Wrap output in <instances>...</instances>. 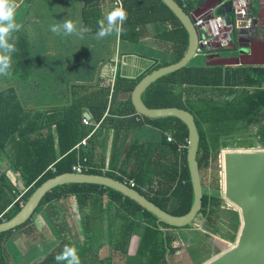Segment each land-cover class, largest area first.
<instances>
[{
	"label": "trees",
	"instance_id": "obj_1",
	"mask_svg": "<svg viewBox=\"0 0 264 264\" xmlns=\"http://www.w3.org/2000/svg\"><path fill=\"white\" fill-rule=\"evenodd\" d=\"M29 1L24 0V3ZM117 1L113 9L122 8L127 14L122 24L117 22L121 29L117 32L119 40L131 43L137 49L139 45H146L149 53L142 54V57L150 61L143 73L133 80L121 77L115 71L109 103V88L105 87L83 95V99L76 97L67 108L59 111L23 109L13 89L15 82L11 80L21 84L30 73L28 40L21 31L13 32L8 39V43L14 44L15 51L11 53V75L1 77L4 88L0 87V155L9 163L7 171L21 179L24 191L19 195L5 174L0 175V221L12 217L39 184L57 174L71 172V166L75 164L83 168L82 173L104 175L121 182L131 180L135 191L166 213L179 216L188 211L192 191L185 163V126L174 117L148 119L134 115L128 120H119V117L124 119L135 114L129 100L135 83L144 74L172 64L182 56L186 33L160 0ZM174 1L187 14L194 9L188 0ZM202 1L199 0L195 7ZM24 3L18 10L24 8ZM81 4L83 27L89 28V32L99 30L96 0H81ZM165 54L171 58L169 63L165 62ZM213 90L217 92L215 95L206 96ZM141 101L150 109L174 107L192 115L198 135V173L206 166L209 155H217L221 149L264 148V67L218 66L205 63L204 58L191 60L187 66L150 84L141 94ZM107 106V114L103 117ZM82 107L89 110L92 123H99L97 129L92 130L93 125L85 127L81 124ZM136 118L141 121L135 122ZM131 121L134 126L141 127L145 123L155 129L157 141H126L131 136L127 129ZM110 129L112 137L107 155ZM89 134L90 147L87 150L79 143ZM211 200L202 193L197 215L212 225L213 208L220 209L211 204ZM55 201L66 202L68 206L73 204L79 212L83 210L86 216L97 220L110 214L118 217L120 213L132 220H144L147 226L137 250L148 251L147 264H156V261L163 264L165 254L173 252L166 235L157 238L158 227H172L157 224L150 213L109 188L94 184L57 186L42 197L34 212ZM223 213L231 218L229 226L236 227L237 213L231 210ZM29 220L0 233V264H12L8 261L7 244L13 232ZM66 247L77 250L74 244ZM66 247L57 246L37 264H49L53 260L58 264L60 261L56 256ZM13 264L17 261L14 260Z\"/></svg>",
	"mask_w": 264,
	"mask_h": 264
},
{
	"label": "crops",
	"instance_id": "obj_2",
	"mask_svg": "<svg viewBox=\"0 0 264 264\" xmlns=\"http://www.w3.org/2000/svg\"><path fill=\"white\" fill-rule=\"evenodd\" d=\"M78 1L81 7V0ZM112 1L113 0H96V3L98 4L97 13L99 14V21L97 24L98 26L99 22L101 21H103V23L107 25V23L105 22V17H107V15L114 10L113 6L118 3L117 0H114V2ZM214 1L215 0H211V3L214 4ZM15 2H18V5L15 8L14 14L19 13L20 15V13L24 12L22 19L20 15L21 28L19 31L24 33L27 37L28 53L30 59V73L27 76V79H25V81H23L21 84L16 82L14 79L11 80L12 82H15V85H13V89L16 90V98L23 109H28L31 111L33 110L35 112L40 110L49 111L51 109L59 111L62 108H67L70 102L76 97L81 96V99H83V95L86 96L88 93L93 92V90L95 89L105 87L109 88V96L107 97V102L109 103L111 88L114 80V78H112L114 57L117 56V58L121 61L119 68H117L118 70L116 71H118L120 76L124 78H126L127 76H135L140 70L146 68V65L150 61L142 57V54L138 52L139 49H137L135 45H132L131 43L127 42H121L117 36V32L113 31L112 34L109 36V47H105L104 49H102V51H104L105 53H102L100 55L101 58L99 59V61L95 63V67H93L94 71H92V73L90 72L89 79L84 80L83 74H80L76 71V75L72 74L74 75V77H70V79H68V75L65 72L61 73L59 71V69H62V67H67L68 60H66V57L64 55L65 53L63 51V46H66V44H64V40L68 38V35L65 36L61 32V35L54 36L53 32H51L49 33V35L54 38L51 39V36H49L48 44L42 43L43 40L41 39L37 40L36 38L38 36H41L40 31H44L46 28H43L44 25H38L40 19H42L41 15L39 13V16L36 14H32V12L28 11L26 7L27 4H30L31 2V6L29 5L31 7L30 10L37 9L38 0H30L28 3L25 2L26 4L24 3V0H19ZM49 2L50 1H48V3ZM23 3L25 5L24 8L18 10L20 5ZM52 6H55L58 9L57 11H59L58 4H53ZM67 6L69 5H66V7ZM196 7H194L193 10H195ZM34 12L36 11L34 10L33 13ZM70 15H73L70 9L59 11L58 17L55 18L53 24H63L65 22L63 20L64 17H66V21L71 20L72 16ZM263 17L264 16L261 14L259 19V22L261 24V20ZM29 24H32L33 30L29 27ZM50 24L51 23L48 24V27ZM93 24L95 23L93 22ZM76 25L78 26L79 31L82 34L95 35L99 31L97 29L87 33L83 32V23L81 20L80 8L76 13ZM24 26L30 33H26V31L24 30ZM47 31L48 30H46V32ZM252 40L255 42L258 39L254 38ZM143 46L146 47V45ZM101 47L103 48L104 44L101 45ZM139 47H141V45H139ZM215 53L216 50H214L211 54L207 56L212 55L211 58H214L213 54ZM41 67L43 68L40 69ZM1 77L3 78V76L0 75V82H2ZM41 79H43L46 84L51 81L52 85L40 86L38 83ZM62 80L66 81V87L64 89H58V91H54V86L56 84L62 83ZM75 86H78L76 90L73 89V87ZM80 86L82 89L79 88ZM0 87L1 89L4 88L3 85H0ZM62 92H66V95H68L69 97H62ZM38 93L40 95L39 97ZM107 109L108 106L105 108L103 117L107 114ZM83 113H86L88 116V118L86 119L88 124L84 126L90 127L91 125H93L92 130L97 129L99 123H92L91 114L89 110L82 107V118ZM134 115L137 114L135 113L133 115H129L128 117H124V119L123 117H119V120H128L129 118L135 117ZM139 121L141 120L138 118L135 119V122ZM134 124L135 123L132 121L128 122L127 124V129H130L129 131L132 133L128 132L131 135V139L127 138L126 141H157L158 132L155 129L151 128L148 124L145 123L142 124L141 127L137 125L134 126ZM51 129H53V127ZM89 136L90 134L83 139L85 140V145H80L81 147L85 149L90 147L88 144ZM111 137L112 129H110L106 142L107 155L109 154ZM120 139L121 135H119L118 140L120 141ZM119 141H117L116 143L117 146H119L120 144ZM53 143L54 145L56 144L55 139ZM4 160L5 159H2L0 155V162H2L3 165ZM6 173H10L11 177H9L13 180H11L6 175ZM6 173L5 176L8 182L15 188V190L18 192H23L24 188L21 179L18 177V175L13 174L10 171H7ZM18 198L19 197L17 196L16 200H18ZM43 206H45L43 209L49 210V212H41L42 210H39L34 214L35 216L33 215L31 217L30 220H34V230L32 229V231L34 233L33 238L35 239H32V242H30V247H28V252L23 256L22 261L17 262V264H37L57 246L66 247L67 245L73 244L75 245V248L77 247V250L75 252L79 258V264H147L149 256L148 251L139 252L137 250L140 238L144 232L143 230L145 226H147L144 220H132L130 219V217L125 216V214L121 213L118 217H115L113 214H110L109 216H103L101 220L99 218L97 220L96 218L94 219L86 216L83 210L79 212L76 209L77 207L73 204L69 206L67 205V214L64 212V209H52L53 203L46 204ZM41 214H43V216ZM157 230L160 232L157 238H163L166 235L170 239V246L174 245V236L175 238L184 236L186 228L161 229L158 227ZM184 240L185 239H183V241ZM165 258H167V264H170V256L168 254H165L164 259ZM204 260L205 259H202L200 263ZM55 263V260H53L49 264ZM58 264H67V261L63 260L60 261ZM156 264H158L157 261ZM160 264H162L161 261Z\"/></svg>",
	"mask_w": 264,
	"mask_h": 264
},
{
	"label": "water",
	"instance_id": "obj_3",
	"mask_svg": "<svg viewBox=\"0 0 264 264\" xmlns=\"http://www.w3.org/2000/svg\"><path fill=\"white\" fill-rule=\"evenodd\" d=\"M160 1L184 29L186 47L176 62L144 74L133 86L129 100L138 116L148 119L174 117L185 126L187 131L185 163L192 191V202L188 211L183 215L174 216L155 206L139 192L129 188L123 181L99 174L68 172L57 174L39 184L12 217L0 221V233L12 230L31 219L42 197L51 189L64 184H94L109 188L150 213L157 224L183 228L192 223L200 210L202 196L196 163L198 135L193 117L189 112L174 107L147 108L141 101V94L157 79L180 70L194 58L197 35L192 25L193 16L208 15L209 11L215 8L214 13L222 15L224 25L229 26L228 14L231 4L229 0H215L214 4L211 0H203L192 14H187L174 0ZM261 14L264 16V0L258 1L256 14L252 18L250 27L240 28L233 33V38L231 34L227 47V50L231 51V56L222 57L215 53L214 58H211L212 55L207 56L204 59L205 63L231 67H264V38L259 34V31L264 33V24L259 22ZM254 38L258 39V42H253ZM143 71L144 69L135 76L126 78L133 80ZM82 116L84 119L88 118L86 113ZM221 163L223 197L232 205L238 217L236 239L228 250L203 264H264V148L226 150L221 153ZM8 166V161L4 160L0 175L7 172Z\"/></svg>",
	"mask_w": 264,
	"mask_h": 264
},
{
	"label": "rangeland",
	"instance_id": "obj_4",
	"mask_svg": "<svg viewBox=\"0 0 264 264\" xmlns=\"http://www.w3.org/2000/svg\"><path fill=\"white\" fill-rule=\"evenodd\" d=\"M19 1V0H14ZM48 1H50L48 3ZM199 0H188L187 3L191 7H195V4L198 3ZM259 0H252L250 4V17L253 18L256 14L257 10V4ZM32 2V1H31ZM31 2L30 4H27V9L28 11H31L32 14H36L39 16L41 15L40 22L38 25L43 26V28H46L44 31L41 32V36H38L36 39L43 40L42 43L48 44V37L51 36L49 33L51 27L54 25V20L56 17H58V12L61 10H67L70 9L71 13H73L71 20L76 24V13L80 8L79 1L78 0H38L37 2V9H34L36 12L33 13L34 10L31 9ZM20 4V3H19ZM58 4L59 6V11L55 6L52 5ZM15 5L17 7L18 2H15ZM30 5V6H29ZM66 5H69L66 7ZM27 11V12H28ZM39 13V14H38ZM65 13V11H64ZM21 19L23 18L24 12L20 13ZM20 15L19 13L14 14V19L15 22L20 24ZM74 17V18H73ZM107 17H105V22L107 23ZM64 21H66V17L63 18ZM51 23L48 27V24ZM29 27L33 30L32 24H29ZM148 28V27H147ZM41 29V27H40ZM79 35L77 33H73L68 35L65 40L64 44L66 46H63V51L64 55L66 57L67 62V67L62 69H59L61 73L65 72L68 75V79L70 77H74L75 71L79 72L80 74H83L84 80L89 79L90 72L92 73L93 67H95V63L99 61L101 58V54L105 53L102 51L105 47H109L110 45V40L109 36L107 35L103 38L98 39L96 34H82L79 31V28L77 26ZM24 30L26 33H30L27 28L24 26ZM46 30H48L46 32ZM54 36L57 35L53 33ZM80 35L83 36V39L79 38ZM232 34V38H233ZM58 36V35H57ZM11 37H7L8 39ZM30 37V36H29ZM54 37L51 36V39ZM149 39H147L148 41ZM41 42V41H40ZM94 44V45H92ZM104 44V47L102 48L101 45ZM2 49H0V54H2ZM141 54H148L149 50L145 47H140L139 51ZM219 56L222 57H227L231 56V51L227 50V48L219 50L216 52ZM198 55L196 56L197 58H193V60H202L203 56ZM165 57L167 58L165 60L166 63H169L171 61V58L165 54ZM169 65V64H168ZM49 67V66H48ZM41 67L40 69H42ZM57 73V72H55ZM77 77V76H76ZM48 82V81H47ZM40 86H51L52 82H48L46 84L43 79H41L38 83ZM0 85H3V83L0 82ZM66 87V81L62 80V83L56 84L54 86V91H58V89H64ZM45 93V92H44ZM217 92L212 91L211 94L208 93L206 96H213ZM224 93V92H223ZM210 94V95H209ZM222 94V93H221ZM38 93V97H39ZM69 97L66 95V92H62V97L65 98ZM59 97V96H58ZM57 97V98H58ZM194 99V97H190V99ZM62 101V100H58ZM129 133H132L128 130ZM260 147L254 146L253 148L257 150ZM233 149V148H232ZM231 148H226V149H221L219 150L217 155H214L211 153L207 159V164L206 166L199 171V181H200V186H201V193L205 194L209 199L212 198L211 204H214L220 209L218 211L216 208L214 217L211 220L212 225L208 223L207 220L202 218L200 215H196L195 218L192 221V223L186 227V230L184 232V236L182 237H177L175 238L174 236V245H170L171 248L173 249V252L168 253L170 256V264H197L200 263L202 259H205L203 262L200 264H203L213 257L217 256L223 251L228 250L232 244L234 243L236 239V233H237V227H238V218H237V226L236 227H230L229 225L231 224V218L228 216V214H225L226 210H231L235 211V209L232 207V205L226 201L223 197V173H222V163H221V153L226 151V150H232ZM234 149H241V148H234ZM247 150V149H245ZM3 163L0 162V168H2ZM6 175L11 177L10 173H6ZM9 177V178H10ZM13 180L12 178H10ZM21 190V189H19ZM22 192V191H20ZM17 191V193L20 195L21 193ZM61 204V205H60ZM60 206V207H59ZM45 206L41 207L40 210L41 212H49V210H44ZM54 210L59 209L63 210L67 214L68 213V206L67 203L63 201H55L53 202V208ZM52 211V210H51ZM36 212L33 213V215ZM32 215V216H33ZM43 216V214H41ZM219 215V216H218ZM35 216V215H34ZM69 217V216H68ZM34 220H29L28 223L18 230H15L7 244V249H8V261L13 264V261L21 262L23 256L28 252V247H30V242H32L34 233L32 231ZM185 228V227H184ZM176 229V228H174ZM179 229V228H177ZM34 230V229H33ZM183 239L185 240L183 241ZM189 242V244H188ZM177 251V252H174ZM175 253V254H174ZM167 264V258H165V263Z\"/></svg>",
	"mask_w": 264,
	"mask_h": 264
},
{
	"label": "built area",
	"instance_id": "obj_5",
	"mask_svg": "<svg viewBox=\"0 0 264 264\" xmlns=\"http://www.w3.org/2000/svg\"><path fill=\"white\" fill-rule=\"evenodd\" d=\"M230 12L228 14L230 25L225 26L222 15L215 14L212 8L209 14L193 16L192 25L197 35V43L194 57L205 54L203 58L214 50H222L228 47L231 34L236 33L240 28H249L252 18L250 17V4L252 0H229ZM193 11L188 14H192ZM217 52V51H216ZM121 61L116 57L113 59L112 75L114 76ZM113 78V77H112ZM82 124L87 125L86 119L82 118ZM169 140V138H167ZM79 145L84 146L85 140ZM82 167L78 164L71 166V172L82 173ZM129 188L133 189L134 183L131 180L123 181ZM21 206V205H19Z\"/></svg>",
	"mask_w": 264,
	"mask_h": 264
},
{
	"label": "clouds",
	"instance_id": "obj_6",
	"mask_svg": "<svg viewBox=\"0 0 264 264\" xmlns=\"http://www.w3.org/2000/svg\"><path fill=\"white\" fill-rule=\"evenodd\" d=\"M15 2L14 0H0V49L6 54H0V75L10 76L11 75V53L15 51V46L13 43H8L7 37L13 31H19L21 25L15 22L14 12H15ZM127 18L126 12L122 8L114 9L107 15V25L103 21L99 22V31L96 36L98 39L103 38L107 35H111L113 31L120 32L121 29L117 22L120 24ZM53 33L57 35L67 36L73 33L79 35L77 25L73 21H65L63 24L53 25L50 29ZM83 32L87 33L90 31L89 28L83 27ZM81 39L83 36L80 35ZM57 261L66 260L67 264H79V258L76 255L74 248L66 247L62 254L56 256Z\"/></svg>",
	"mask_w": 264,
	"mask_h": 264
},
{
	"label": "flooded vegetation",
	"instance_id": "obj_7",
	"mask_svg": "<svg viewBox=\"0 0 264 264\" xmlns=\"http://www.w3.org/2000/svg\"><path fill=\"white\" fill-rule=\"evenodd\" d=\"M262 24H264V17L261 20ZM259 34L264 38V33H262L261 31H259ZM257 38V37H256ZM254 42V41H253Z\"/></svg>",
	"mask_w": 264,
	"mask_h": 264
}]
</instances>
